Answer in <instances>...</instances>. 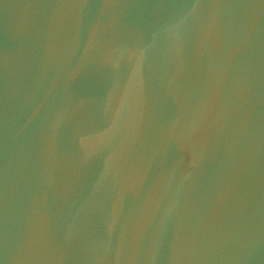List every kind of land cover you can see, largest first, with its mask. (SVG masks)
Wrapping results in <instances>:
<instances>
[{
	"label": "water",
	"instance_id": "water-1",
	"mask_svg": "<svg viewBox=\"0 0 264 264\" xmlns=\"http://www.w3.org/2000/svg\"><path fill=\"white\" fill-rule=\"evenodd\" d=\"M0 264H264V0H0Z\"/></svg>",
	"mask_w": 264,
	"mask_h": 264
}]
</instances>
